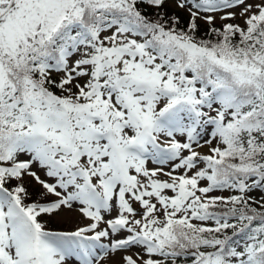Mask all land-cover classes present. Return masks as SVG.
Wrapping results in <instances>:
<instances>
[{
  "label": "snow or ice",
  "instance_id": "6c2138e0",
  "mask_svg": "<svg viewBox=\"0 0 264 264\" xmlns=\"http://www.w3.org/2000/svg\"><path fill=\"white\" fill-rule=\"evenodd\" d=\"M0 264H264V0H0Z\"/></svg>",
  "mask_w": 264,
  "mask_h": 264
},
{
  "label": "rangeland",
  "instance_id": "374dc122",
  "mask_svg": "<svg viewBox=\"0 0 264 264\" xmlns=\"http://www.w3.org/2000/svg\"><path fill=\"white\" fill-rule=\"evenodd\" d=\"M169 9L175 11L174 9H171V8H169ZM229 22H230V21H229ZM233 22H235V23H241V21H239V20H234ZM216 23L219 25L220 22L217 21ZM201 25L206 26V25H204L203 23H201ZM150 166H151V165H150ZM42 178H43V177H42ZM26 186H28L29 189H34V183H33L32 181H30V180H27V181H26ZM51 221H53L56 225H59L60 228L69 229V228H71V227L74 226V225L71 224V223L61 224V223H59L55 218H52Z\"/></svg>",
  "mask_w": 264,
  "mask_h": 264
},
{
  "label": "trees",
  "instance_id": "16d2710c",
  "mask_svg": "<svg viewBox=\"0 0 264 264\" xmlns=\"http://www.w3.org/2000/svg\"><path fill=\"white\" fill-rule=\"evenodd\" d=\"M145 11L150 13L152 10H151V9H145ZM168 11H169V12H172L173 10L168 9ZM180 15L183 16L182 13H180ZM230 22L235 23V22H233V21H230ZM217 25H218V24H217ZM206 27H207V26H203V25H201V34L203 33V30H204ZM29 191H34V189H29ZM33 199H35V195L33 196ZM48 226L51 227V228H60L59 225H56V224H55L53 221H51V220H50V223H49Z\"/></svg>",
  "mask_w": 264,
  "mask_h": 264
}]
</instances>
